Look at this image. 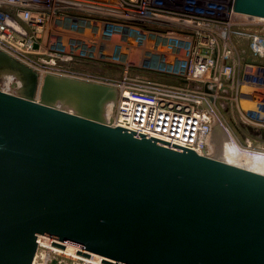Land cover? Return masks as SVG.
Wrapping results in <instances>:
<instances>
[{"label": "water", "instance_id": "1", "mask_svg": "<svg viewBox=\"0 0 264 264\" xmlns=\"http://www.w3.org/2000/svg\"><path fill=\"white\" fill-rule=\"evenodd\" d=\"M235 11L264 18V0ZM1 72L22 88L0 89V264H33L38 235L105 264H264L263 173L107 124L114 88H39L0 51Z\"/></svg>", "mask_w": 264, "mask_h": 264}, {"label": "built area", "instance_id": "2", "mask_svg": "<svg viewBox=\"0 0 264 264\" xmlns=\"http://www.w3.org/2000/svg\"><path fill=\"white\" fill-rule=\"evenodd\" d=\"M235 1L0 0V51L39 88L46 76L114 88L111 126L208 156L219 126L241 155L264 160V18ZM12 86L22 82L1 72L0 89ZM53 240L38 235L33 264H105Z\"/></svg>", "mask_w": 264, "mask_h": 264}, {"label": "bare ground", "instance_id": "3", "mask_svg": "<svg viewBox=\"0 0 264 264\" xmlns=\"http://www.w3.org/2000/svg\"><path fill=\"white\" fill-rule=\"evenodd\" d=\"M260 93V92H259ZM261 95V93L259 94ZM114 101H111V102H108L106 107H105V119L109 116H111L110 114L111 111H112V104H113ZM223 133V134H222ZM222 136L221 137H217V138H214V146H213V149H216V152L217 151H224V153L226 152V147H225V150H224V146L225 144L229 147V149H231V152L227 151V156L229 158V154H231L230 156L232 157V164H235V165H238V166H242V167H245V168H248L247 165H251L249 168L253 167V166H257V168H261L262 169L264 168V160H257V159H253V158H249L245 155H241L237 150L236 148L234 147V145L231 144V142L229 141V137L228 135L226 134V132L223 130L222 132ZM223 149V150H222ZM239 162V163H237ZM242 162V163H241ZM247 164V165H246ZM246 165V166H245ZM248 168V169H249ZM258 168V169H259ZM251 170H254L256 171L255 167L254 169H251ZM261 170V169H260ZM257 171L259 173H263L262 171ZM264 174V173H263Z\"/></svg>", "mask_w": 264, "mask_h": 264}, {"label": "rangeland", "instance_id": "4", "mask_svg": "<svg viewBox=\"0 0 264 264\" xmlns=\"http://www.w3.org/2000/svg\"><path fill=\"white\" fill-rule=\"evenodd\" d=\"M17 86H12L11 87V89H10V92L11 93H13V94H18L17 93ZM223 114V116H224V122H225V124H226V126L228 127V129H229V131L232 133V135L236 138V139H238V141L240 142V143H243V144H246L245 142V140H243L242 139V136H241V134H240V132H239V130H240V127L237 125V122L234 120V117H233V115L232 114H227V113H222ZM236 127H238L239 128V130H237V128ZM219 137V136H218ZM225 147H226V152L224 153V151H217L216 152V149H213V150H211V157H215V158H219V159H223V160H226V161H228L229 163H232L233 161V159H232V157L230 156L231 154H229V158H228V156H227V151H229V152H231V149H229V147L225 144V146H224V150H225ZM223 150V149H222ZM237 163H239V162H237ZM242 163V162H241ZM247 165V164H246ZM245 165V166H246ZM251 165H247V167L249 168ZM254 167H255V169H256V171H259L260 169V171H262L263 173H264V168L262 169V167L261 168H257V166H253V167H251V168H249V169H254Z\"/></svg>", "mask_w": 264, "mask_h": 264}]
</instances>
